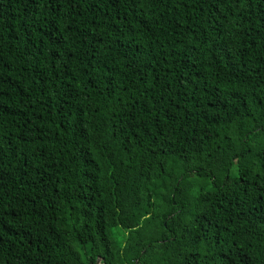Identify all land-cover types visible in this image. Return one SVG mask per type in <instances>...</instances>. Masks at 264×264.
Wrapping results in <instances>:
<instances>
[{
  "label": "trees",
  "instance_id": "1",
  "mask_svg": "<svg viewBox=\"0 0 264 264\" xmlns=\"http://www.w3.org/2000/svg\"><path fill=\"white\" fill-rule=\"evenodd\" d=\"M264 264V0H0V264Z\"/></svg>",
  "mask_w": 264,
  "mask_h": 264
},
{
  "label": "water",
  "instance_id": "2",
  "mask_svg": "<svg viewBox=\"0 0 264 264\" xmlns=\"http://www.w3.org/2000/svg\"><path fill=\"white\" fill-rule=\"evenodd\" d=\"M101 263V260H100V258H98L97 260H96V264H100Z\"/></svg>",
  "mask_w": 264,
  "mask_h": 264
}]
</instances>
